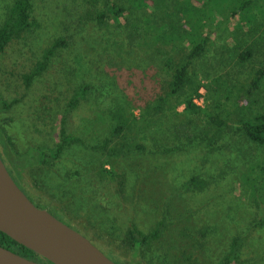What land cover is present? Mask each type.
<instances>
[{
  "label": "rangeland",
  "instance_id": "obj_1",
  "mask_svg": "<svg viewBox=\"0 0 264 264\" xmlns=\"http://www.w3.org/2000/svg\"><path fill=\"white\" fill-rule=\"evenodd\" d=\"M11 1L0 0V23ZM31 1L39 25L13 39L0 52V98L6 101L18 98L8 109H0L2 128L13 147L18 151L37 146L45 150L52 148L58 138L65 100L73 87L79 82L91 85L85 99L67 113L64 121L67 132L79 136L83 144H72L51 164L27 171L35 189L32 202L39 207L54 206L65 214L62 217L49 207L57 218L88 233L98 247L121 256L127 255L129 249L125 234L128 227L134 225L148 232L162 220L158 238L138 249L139 260L135 259L142 264H221L235 237H240L237 264H264V225L255 226L253 219L259 210L264 212V206L253 205L255 196H262L259 191L264 188V175L259 177L258 166L250 164L256 161L263 165V152H255L250 159L234 151H224L226 145L222 141L223 149L198 140L183 150L164 153L165 146L176 142L171 132L172 124L178 120L175 116L165 119L162 128L129 135V139L145 144L142 151L134 149L124 155L110 156L92 149L91 146L102 144L109 137L113 124L109 108L116 89L112 91L110 86L102 85L110 78L104 66L117 61L140 69L153 67L160 72L167 45H158L162 50L150 44L129 46L123 16L119 24L112 19L106 28H98L92 20H74L71 24L62 2ZM148 2L133 12L141 22L150 19V14L161 18L162 11L181 16L176 0H159L162 5L158 6L156 0ZM258 3L263 4L264 0ZM98 6L102 8L103 3L99 2ZM196 6H200L199 0ZM251 11L256 14L255 29L252 27L246 38L241 32L236 34L240 42L245 40L254 48L250 59L239 63L231 51L232 46L238 45L229 40L237 17L232 20L214 10L202 28L204 33L209 32L210 41L202 57L194 62L193 69L198 75L208 70L223 78L244 80L264 58V12L260 14L255 8ZM177 28L189 29L183 17ZM61 34L69 36L68 45L54 54L42 78L34 79L26 87L22 73L28 72L42 50ZM60 73L63 83L58 85ZM260 84L250 94L247 108H264V79ZM200 90L202 95L205 90ZM202 100L198 102L201 105ZM230 120L234 121L233 116ZM181 140L185 141L184 137ZM103 158L109 159L104 165L106 169L124 174L123 191H119L117 178L107 172L98 174ZM250 165L252 170L247 174ZM192 175L206 181L203 188L186 184ZM252 185L260 188L259 191L253 193Z\"/></svg>",
  "mask_w": 264,
  "mask_h": 264
},
{
  "label": "trees",
  "instance_id": "obj_2",
  "mask_svg": "<svg viewBox=\"0 0 264 264\" xmlns=\"http://www.w3.org/2000/svg\"><path fill=\"white\" fill-rule=\"evenodd\" d=\"M118 1L57 0V4L63 3L71 19V24L74 20H92L98 28H106L112 19L118 23L123 16L126 40L129 46L139 43L156 47L167 45V48L163 50L165 53H163L160 72L155 71L153 67L140 69L136 65H127L117 61H111L110 65L104 66L106 70L104 71L110 78L102 85L110 86L112 91L116 89V93L112 95V106L109 108L113 124L109 131V137L105 138L102 144L91 146L92 149L102 150L110 156L124 155L134 149L142 151L145 149V144L129 139V135L146 133L147 130L151 131L155 127L162 128L165 119L175 116L178 120L172 124L171 132L174 134L176 142L171 146H165L162 150L164 153L183 150L193 141L206 140L205 143L217 144L223 149V144L222 146L220 144L222 141L226 145L224 151H234L239 156L245 155L250 159H253L255 152L264 154V108L262 110L247 108L250 94L253 95L264 79V58L251 68L247 77L242 79L243 81L223 78L219 74L208 72V70H205L202 75H198L193 69L195 60L202 57L210 41L209 32L204 33L202 28L205 25L204 21L214 15V10L224 13L225 17L232 20L237 17L232 28L233 34L229 40L238 43V45L232 46L231 51L234 52L239 63L249 60L254 53V48L245 40L240 42V38L238 39L236 34L241 32V36L246 38L245 35L251 32L250 29L252 27L255 29L256 14L251 9L255 8L260 14H263L264 3H258V0H199L200 6L197 7V0H176L181 16H177L175 12L162 11L161 18L150 14L152 19L147 17L141 22L138 16H133V12L147 6L149 0ZM99 2L103 3L102 8L98 6ZM156 5H162V3L156 0ZM182 17L185 19V23H188L189 29L180 30L177 28ZM38 25L37 19L33 16V1L12 0L0 23V52L4 51L13 39L21 37L25 32ZM68 42L69 36L61 34L42 50L32 68L28 72L22 73V80L26 87H29L35 81L34 79L37 78L39 81L42 78L51 58L59 49L66 47ZM160 48L157 49H163ZM56 83L58 85L63 83L61 73L58 74ZM90 88L91 85L87 82H79L73 87L70 96L65 100L57 141L48 150L40 146L30 147L24 151L16 150L4 133L0 121V156L14 181L31 200L35 189L31 185L27 171L35 166L51 164L65 148L72 144H83V140L79 136L67 132L64 121L67 113L74 110L79 102L85 99V94ZM201 88L205 90L202 95L200 94ZM200 96L201 99L203 96L202 105L195 101ZM16 100L18 101V98L11 101L0 98V109H8ZM180 105H182L181 110L179 109ZM232 116L234 121L230 120ZM181 137H184L185 141H182ZM232 139L235 142H230ZM111 141L113 143L109 146L108 143ZM107 163H109V159L103 158L98 174L102 176L104 172H107L111 177L117 178L119 191L121 192V189L123 191L124 174H116L114 171L106 169L104 165ZM250 164L258 166L259 177L264 175V164H258L256 161ZM251 165L247 168V174H249V170H252ZM106 177L110 179L109 176ZM186 184L201 189L206 181L192 175ZM252 187L253 193L260 189L253 185ZM259 193L263 197L255 196L256 201L253 205L261 208L264 206L263 187ZM42 205L40 207L47 210L50 207L65 217V214L60 213L54 206ZM253 219L255 226H263L264 212L259 210ZM162 224V220L158 221L148 232L138 230L134 225L128 227L125 234L129 249L125 256H121L111 249L99 248H103V252L110 255L111 259L118 264H142L137 258L138 249L141 245L149 244L158 238L162 231ZM73 228L77 229L78 227ZM81 231L93 242L94 239L88 233ZM239 240L240 237L233 238L230 248L221 259V264L238 263ZM0 245L23 256L35 257L42 264H52L2 231H0Z\"/></svg>",
  "mask_w": 264,
  "mask_h": 264
},
{
  "label": "water",
  "instance_id": "obj_3",
  "mask_svg": "<svg viewBox=\"0 0 264 264\" xmlns=\"http://www.w3.org/2000/svg\"><path fill=\"white\" fill-rule=\"evenodd\" d=\"M0 231L52 264H118L77 229L32 202L0 156ZM0 264H42L0 245Z\"/></svg>",
  "mask_w": 264,
  "mask_h": 264
},
{
  "label": "built area",
  "instance_id": "obj_4",
  "mask_svg": "<svg viewBox=\"0 0 264 264\" xmlns=\"http://www.w3.org/2000/svg\"><path fill=\"white\" fill-rule=\"evenodd\" d=\"M201 100H202V99H201L200 97L195 99L196 102H199V101H201Z\"/></svg>",
  "mask_w": 264,
  "mask_h": 264
}]
</instances>
